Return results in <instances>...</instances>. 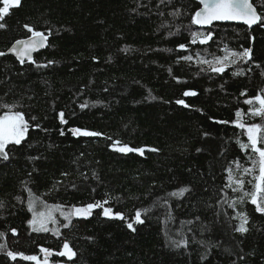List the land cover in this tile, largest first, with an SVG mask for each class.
Instances as JSON below:
<instances>
[{
	"label": "trees",
	"instance_id": "obj_1",
	"mask_svg": "<svg viewBox=\"0 0 264 264\" xmlns=\"http://www.w3.org/2000/svg\"><path fill=\"white\" fill-rule=\"evenodd\" d=\"M253 3L264 15V0ZM198 8L193 0H21L9 7L0 19V104L16 105L29 130L0 158V264H34L7 251L42 258L41 248L53 252L52 264H264V213L249 198L230 208L225 200L243 193L224 187L228 169L240 177L238 170L252 167L251 151L237 142L247 137L232 123L236 111L246 123H264L244 102L264 89V27L197 28L191 17ZM25 25L48 36L34 63L6 54L31 36ZM192 32L212 38L193 44ZM243 48L252 49L251 61L222 73L197 62L198 54L212 59ZM74 127L101 135L73 136ZM123 145L143 155L116 150ZM243 178L251 192L252 176ZM184 186L191 189L185 196L168 195ZM31 199L65 208L107 200L128 219L140 209L144 222L133 232L94 209L63 222L60 235L36 232L28 223ZM240 212L248 217L244 234L234 231ZM181 238L186 247L172 243ZM65 240L76 253L71 260L55 255Z\"/></svg>",
	"mask_w": 264,
	"mask_h": 264
},
{
	"label": "snow or ice",
	"instance_id": "obj_2",
	"mask_svg": "<svg viewBox=\"0 0 264 264\" xmlns=\"http://www.w3.org/2000/svg\"><path fill=\"white\" fill-rule=\"evenodd\" d=\"M21 0H3L4 7H0V19L4 17L9 11V7L19 6ZM201 7L195 11L191 17V23L194 25H212L213 22L217 21H236L242 22L251 28L253 25L259 24L264 27V15L258 13L256 6L253 3V0H199ZM174 15H179L180 12L177 10ZM6 25L0 23V28H4ZM28 28V31L31 32V36L27 39L17 40L12 47L9 49L10 52H13L16 57L20 60L21 63L24 62L25 58L29 61H32V53L37 51L40 48L46 46L48 36L44 32L35 31L30 26L25 25ZM170 35L172 33H169ZM191 43L195 44L197 41L200 44L207 43L208 40L212 38V32L199 33L192 32ZM179 49H185L187 45L179 44L177 46ZM4 52H0V56H4ZM180 59L191 61L193 57L183 56ZM252 59V49L243 48L241 51H230L225 50V55L223 56H214L212 59H204L197 55V62L201 65H207L208 70L214 73H222L225 70V67L228 65H236L237 62H248ZM34 63V61H32ZM54 63L49 61L48 64ZM38 67H47L48 65H37ZM204 70V69H202ZM242 71H237L234 75H242ZM184 96L196 95L193 91H185ZM241 95H245L244 92ZM247 105L252 107L249 108L248 115L252 117H259L264 121V89H261L257 92L254 97H250L244 101ZM177 104H184L183 100H177ZM187 107V105H185ZM81 109L88 107L87 103L80 105ZM0 108L5 109L3 114L0 115V158L7 160L8 151L6 150L7 146L10 144L19 145L25 139L26 134L29 130V123L25 119L24 113L17 110L16 105L9 104H0ZM244 114L237 110L235 113L236 119L232 121L238 128L244 130V134L247 137V142L237 141L240 145L241 150H250L252 154V167L244 168L240 177H235L233 175L232 169H228V183L225 184V188H230L232 192H240L243 195L239 196L234 201H227L230 208H234L237 204L243 203L246 198H249L251 203L255 205L256 211L264 213V123H246L243 119ZM35 120V117L32 118ZM58 119L61 124H67L68 121L65 119V113L63 111L58 113ZM223 123H227L226 121ZM35 128H40L39 124L34 125ZM73 136H99L101 135L98 132L88 131L86 129H80L74 127L69 129ZM61 131V135H63ZM119 141L114 142V146L119 145ZM116 150L121 153L129 152H139L143 155V149L131 148L128 145H123L116 147ZM156 151V149H152ZM239 168V164L237 163ZM95 175V174H93ZM245 175L252 176V181L249 183L253 184V190L251 192L244 191ZM191 189L187 186L179 187L177 190L169 193L171 197H183L186 193L190 192ZM38 199V198H37ZM167 203V200H165ZM219 203V201H217ZM108 201H96L93 203H88L82 206L73 205L67 211L63 210L60 205H55L52 208L45 206L46 210L36 212V199L29 200V210L33 211V218L28 221L32 226V230L36 232H48L52 231L56 235H60L58 228H49V223L55 225L57 220L53 215L54 210L60 211V215L64 217L65 220L71 222L73 217L84 218L91 216L94 209H101L102 215L108 219H118L126 222V227L135 232V224H142L144 221L142 217V211L137 209L135 215L128 219L124 213L114 211L111 207L107 206ZM2 202H0V207H2ZM146 211V210H145ZM199 219V217H197ZM233 219H238L239 224L234 225V231L244 234L248 231V217L246 213L240 212L237 213L236 217ZM63 227H69V224L62 225ZM12 233H16V229H11ZM4 236L3 233H0V239ZM172 243L176 247L184 246L186 247L188 241L184 238L180 240H173ZM204 244V241L200 242ZM6 245L0 244V248H5ZM41 252L44 253V259L41 261L36 255H25L24 253H17L14 251H7V256L12 260H17V257H20L23 260L33 261L34 264H48V257L53 255V252L47 248H41ZM55 255L61 257H67L71 260L76 253L73 251L69 242L65 240L62 246V250L55 253ZM204 257H202L203 259ZM243 260V257H240Z\"/></svg>",
	"mask_w": 264,
	"mask_h": 264
},
{
	"label": "rangeland",
	"instance_id": "obj_3",
	"mask_svg": "<svg viewBox=\"0 0 264 264\" xmlns=\"http://www.w3.org/2000/svg\"><path fill=\"white\" fill-rule=\"evenodd\" d=\"M248 106H250V105H248ZM246 168H249V166H246ZM242 172H243V170H238V173H239L240 176H241V173H242ZM31 200H32V199H31ZM45 206H47L48 208H52V207L55 206V205H53V204L45 205V204L41 203L40 201H38V200L36 199V206H35V211H36V212H40V211H44V210H46ZM61 207H62V209L65 210V211H67L68 209H70V208H65V207H63V206H61ZM31 215H32V217H31V219H32V218H33V211H31ZM53 215H54V217H55L56 220H57V224L53 225V224L49 223V225H48L49 228H58V229H60V225L63 224V222H65V221L68 222L67 220L64 219L63 216L60 215V211H58V210H54V211H53ZM30 226H31V225H30ZM31 227H32V226H31ZM41 232H43V231H41ZM48 232H49V231H48ZM50 232H52V231H50ZM52 233H54V232H52ZM39 259H40L41 261H43L44 257L39 258ZM48 264H52V262H50L49 259H48Z\"/></svg>",
	"mask_w": 264,
	"mask_h": 264
},
{
	"label": "water",
	"instance_id": "obj_4",
	"mask_svg": "<svg viewBox=\"0 0 264 264\" xmlns=\"http://www.w3.org/2000/svg\"><path fill=\"white\" fill-rule=\"evenodd\" d=\"M193 1H195L196 3H198V5H199V8L201 7V5L199 4V0H193ZM198 8V9H199ZM197 9V10H198ZM196 10V11H197ZM258 11V10H257ZM259 13V12H258ZM239 24V25H243V26H245V27H247L248 29H252L253 27H255V26H257L258 24H256V25H253L251 28H249L247 25H245V24H243L242 22H236V21H217V22H213V24ZM212 24V25H213ZM197 28H208V27H210L211 25H204V26H200V25H195ZM28 37H30V36H28ZM28 37H26V38H22V39H19V40H23V39H27ZM17 41V40H16ZM16 41H14L12 44H11V46L9 47V49L12 47V45L16 42ZM47 42H46V46H47ZM46 46L45 47H43V48H40V49H38L37 51H35V52H33L32 53V58L34 57V55L36 54V53H38L39 51H41V50H43V49H45L46 48ZM9 49L6 51V54H9V55H11V56H13L15 59H17L18 61H20L17 57H16V55L13 53V52H10L9 51ZM25 60L26 61H28V59L27 58H25ZM24 60V61H25ZM225 70H226V67H225ZM43 257H44V253H43V255H42ZM50 257V256H49Z\"/></svg>",
	"mask_w": 264,
	"mask_h": 264
},
{
	"label": "bare ground",
	"instance_id": "obj_5",
	"mask_svg": "<svg viewBox=\"0 0 264 264\" xmlns=\"http://www.w3.org/2000/svg\"><path fill=\"white\" fill-rule=\"evenodd\" d=\"M51 257V256H50Z\"/></svg>",
	"mask_w": 264,
	"mask_h": 264
}]
</instances>
